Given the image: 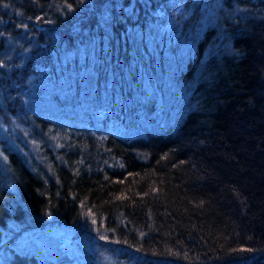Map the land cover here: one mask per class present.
<instances>
[{
  "label": "trees",
  "instance_id": "1",
  "mask_svg": "<svg viewBox=\"0 0 264 264\" xmlns=\"http://www.w3.org/2000/svg\"><path fill=\"white\" fill-rule=\"evenodd\" d=\"M37 75L71 80L73 114L25 103ZM159 90L172 113H124ZM0 92L37 142L6 150L0 227L57 219L118 264H264V0H0Z\"/></svg>",
  "mask_w": 264,
  "mask_h": 264
},
{
  "label": "rangeland",
  "instance_id": "2",
  "mask_svg": "<svg viewBox=\"0 0 264 264\" xmlns=\"http://www.w3.org/2000/svg\"><path fill=\"white\" fill-rule=\"evenodd\" d=\"M17 50L8 53L11 59ZM72 84L71 80L64 76H61L58 81H51L46 75L33 76L26 89L25 103L30 107L46 109L52 114L71 115L74 113V106L70 104L72 97L70 94L74 90ZM56 94L61 95L63 99L57 100ZM80 94L82 97L87 96L83 90ZM169 97L171 94L167 95L161 90L145 92L139 97L126 100L124 113L130 116L133 112L143 110L145 113L157 117L163 114L167 115V111L173 112L177 103L174 98ZM0 101V103H4L1 92ZM75 109L80 110V107ZM112 110L116 111L109 105L89 108L94 120L99 118L110 119L109 114ZM135 120H131L129 123L131 126L129 127L130 133L137 126ZM141 125L144 128L158 127L157 124L152 126L149 122H143ZM116 127L122 131H127L123 126L116 125ZM17 144H21L27 151L37 148V142L31 137L25 124L15 118L6 123L0 116V168L3 174L7 163L6 150L16 147ZM0 264L118 263L109 254L98 248L94 240L78 234L73 226L53 219L44 225L33 227H27L17 222H8L5 227H0Z\"/></svg>",
  "mask_w": 264,
  "mask_h": 264
},
{
  "label": "snow or ice",
  "instance_id": "3",
  "mask_svg": "<svg viewBox=\"0 0 264 264\" xmlns=\"http://www.w3.org/2000/svg\"><path fill=\"white\" fill-rule=\"evenodd\" d=\"M93 223H95V220H93ZM103 238V237H102Z\"/></svg>",
  "mask_w": 264,
  "mask_h": 264
}]
</instances>
